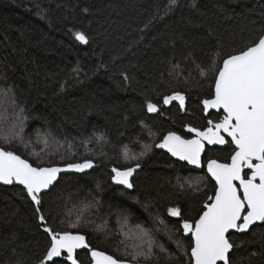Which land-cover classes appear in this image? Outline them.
<instances>
[{"label": "trees", "instance_id": "obj_1", "mask_svg": "<svg viewBox=\"0 0 264 264\" xmlns=\"http://www.w3.org/2000/svg\"><path fill=\"white\" fill-rule=\"evenodd\" d=\"M169 3L0 0V147L34 166L93 160L92 171L62 175L42 195L47 226L85 237L90 248L77 252L81 264H89L91 249L131 264H173L161 245L175 254L176 264H186L188 257L177 248L178 241L190 245L182 221L198 219L215 193L207 159L230 162L228 145L208 149L204 170L196 172L156 144L169 131L190 139L189 126L203 130L208 120L222 117L203 111V100L214 96L212 65L264 33V0H178L168 11ZM78 30L88 44L74 38ZM174 92L185 95L183 110L178 101L163 104ZM149 100L159 112H147ZM21 120L22 140L12 133ZM100 136L104 141H97ZM145 145L151 150L140 161L134 189L117 186L111 169L135 163L124 160L123 150L138 154ZM22 191L19 185H0V264H39L48 246ZM172 207L181 217L168 214ZM137 224L149 230L147 237ZM230 237L246 241L234 249L236 264H264V229ZM149 242L153 254L133 260L147 252Z\"/></svg>", "mask_w": 264, "mask_h": 264}, {"label": "snow or ice", "instance_id": "obj_2", "mask_svg": "<svg viewBox=\"0 0 264 264\" xmlns=\"http://www.w3.org/2000/svg\"><path fill=\"white\" fill-rule=\"evenodd\" d=\"M176 5L178 0H170L168 11ZM221 10L227 11L223 8ZM83 11L89 10L85 8ZM74 38L82 44L89 43V38L83 31H76ZM212 70L214 96L203 100V111L222 110V117L215 123L208 120L203 130L189 126L187 130L195 133V138L185 139L175 131H169L156 144V147L167 149L178 160L197 167L201 166V158L206 155V146L228 145L231 148L230 162L220 163L216 159H207V172L215 181V193L207 197L210 202L204 204L198 219L182 221L181 230L185 235L190 234V245L185 248L178 241L177 248L188 257L186 264H236L233 259L234 249H238L246 241L232 239L229 234L235 232L252 235L257 230L264 229V33L239 51L227 54L218 67L212 65ZM173 101H178L181 110L185 108L184 94L174 92L164 96L162 102L169 105ZM146 109L149 113L160 111L158 105L151 100L147 101ZM20 123L21 127L14 128L12 133L22 140L23 120ZM5 139L9 140L8 137ZM96 139L99 142L105 138L100 136ZM65 140L67 142V138ZM44 143L47 144L48 141L45 140ZM67 146L71 148V142H67ZM150 150L151 146L145 145L143 151L130 154L125 148L122 153L124 160L135 163L123 169L113 167L111 180L125 189H134L133 174L141 168L140 161ZM93 167L94 163L90 158L83 162L68 163L64 167L34 166L14 151L0 147V183L23 186L22 199L33 205V214L49 237L47 249L39 264H62V257L71 264H81L77 250L90 248L83 235L47 226L41 204L42 194L48 195V190L56 185L61 173H84ZM245 169L248 171L245 172ZM185 184L189 188L193 187L191 182L186 181ZM185 184H179V187L183 189ZM168 214L171 217H181V210L172 207L168 209ZM124 221L126 224L127 217ZM159 224L167 228L165 221L160 220ZM135 227L142 237L148 236L149 230L142 225L137 224ZM160 251L166 253L167 258L176 264L178 258L174 253L167 252L162 245ZM152 254L153 244L149 242L147 252H137L132 259L143 257L147 260ZM88 260L89 264H126L125 261L95 249L89 251ZM17 264L22 262L17 261Z\"/></svg>", "mask_w": 264, "mask_h": 264}, {"label": "water", "instance_id": "obj_3", "mask_svg": "<svg viewBox=\"0 0 264 264\" xmlns=\"http://www.w3.org/2000/svg\"><path fill=\"white\" fill-rule=\"evenodd\" d=\"M220 112H222V110L217 111V110H215V109H209V110L206 112V115H211L212 113H216V114H218V113H220ZM191 134H192V135L194 136V138H195V133H191ZM226 138H227V137H226ZM226 146H227V145H208V146H206V154H207V150H208V148H211V149H217V148H219V149H224V148H226ZM157 148H158V147H157ZM158 150L163 151V152H165V153H168V154L171 156V154L167 151V149H161V148H158ZM205 156H206V155L202 156V158H201L202 163H201V166H200V167H197V166H195V165H190V164H188L186 161H180V160H178V158H176V157H173V156H171V157H172L173 159H175L176 161H179V162H181V163L187 164V165H188L193 171H196V172H202V171L204 170V160H205ZM93 168H94V167H93ZM93 168H92V169H87V170H85L84 173H76V172L61 173V174H60V177H61L62 175H66V174H87V173H89L90 171H92ZM206 171H207V167H206ZM136 173H137V172H136ZM136 173L133 174L132 180L134 179ZM207 173H208V172H207ZM208 175H209V177H210V174H209V173H208ZM210 178H211V177H210ZM59 180H60V178L58 179L56 185L58 184ZM211 180H212L213 183L215 184V181H214L212 178H211ZM0 185H1V186H4V187H8V186H10V185H3L2 183H0ZM56 185H54V187H55ZM19 186H21V185H19ZM117 186H120V187H123V188H124V186H122V185H117ZM21 187H23V186H21ZM54 187H53V188H54ZM53 188H52V189H53ZM52 189H49V190H48V193H49ZM42 195H43V194H42ZM232 234H237V233L232 232V233H230L229 235H232ZM240 234H242V233H240ZM188 235H190V234H188ZM81 250H84V249H78L77 252H78V251H81ZM126 264H131V263H126Z\"/></svg>", "mask_w": 264, "mask_h": 264}, {"label": "bare ground", "instance_id": "obj_4", "mask_svg": "<svg viewBox=\"0 0 264 264\" xmlns=\"http://www.w3.org/2000/svg\"><path fill=\"white\" fill-rule=\"evenodd\" d=\"M205 114H206V112H205ZM208 116V115H207ZM191 136H192V138H194V136L191 134ZM192 138H190V139H192ZM158 149V148H157ZM208 149H211V148H208ZM217 149H219V148H217ZM166 154H168V153H166ZM169 155V154H168ZM170 156V155H169ZM171 157V156H170ZM172 158V157H171ZM173 159V158H172ZM175 160V159H174ZM207 172V171H206ZM208 174V173H207ZM209 176V175H208ZM210 178V177H209ZM211 179V178H210Z\"/></svg>", "mask_w": 264, "mask_h": 264}, {"label": "flooded vegetation", "instance_id": "obj_5", "mask_svg": "<svg viewBox=\"0 0 264 264\" xmlns=\"http://www.w3.org/2000/svg\"><path fill=\"white\" fill-rule=\"evenodd\" d=\"M220 113H222V112H220ZM191 138H192V136H191ZM227 147V146H226ZM248 170L247 169H245V172H247Z\"/></svg>", "mask_w": 264, "mask_h": 264}]
</instances>
